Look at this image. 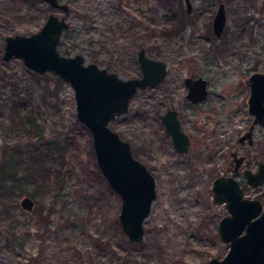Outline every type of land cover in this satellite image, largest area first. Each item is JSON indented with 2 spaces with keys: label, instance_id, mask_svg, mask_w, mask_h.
<instances>
[{
  "label": "rangeland",
  "instance_id": "374dc122",
  "mask_svg": "<svg viewBox=\"0 0 264 264\" xmlns=\"http://www.w3.org/2000/svg\"><path fill=\"white\" fill-rule=\"evenodd\" d=\"M60 1L68 4V25L57 43L60 52H81L85 61L121 76L140 74L135 59L139 46L166 61L167 80L137 89L128 109L109 120L148 164L158 162L162 131L156 111L159 98L168 101L166 95L172 93L170 72L177 63L182 72L188 62L225 68L212 81L226 103L218 118L233 112V100L239 101L232 96L244 69L252 64L264 68V0H223L226 21L219 36L211 24L217 0H192L190 13L179 0L184 12L179 28L170 26L169 9L158 0ZM49 11L63 12L44 0H0V171L13 149L23 147L26 155L23 142L36 130L56 140L49 190L39 191L20 170L18 179L8 180L10 188H0V264H201L212 255L222 256L228 242L219 237L217 221L228 210L213 199L210 181L194 175L166 180L151 168L156 194L143 219V241L127 239L118 221L120 197L97 164L91 132L76 115L70 83H56L53 71H35L18 54L1 57L5 34L37 30ZM13 92L24 109L31 108V119L19 129L9 125L3 108V98ZM239 117L235 114L229 124H237ZM200 134L208 139L205 131ZM24 193L34 197L31 211L19 204ZM245 193L264 202V181L246 185Z\"/></svg>",
  "mask_w": 264,
  "mask_h": 264
},
{
  "label": "water",
  "instance_id": "95a60500",
  "mask_svg": "<svg viewBox=\"0 0 264 264\" xmlns=\"http://www.w3.org/2000/svg\"><path fill=\"white\" fill-rule=\"evenodd\" d=\"M62 13L49 11L42 25L30 33H7L1 57L21 56L23 62L40 73L51 70L67 80L74 90L76 115L90 130L97 164L110 187L120 197L118 221L129 241H143V219L149 213L156 194L155 177L146 164L134 156L129 142L109 124L116 114L127 110L129 97L137 87L155 84L165 73L166 61L153 57L140 46L137 57L140 75L123 77L115 70L85 61L81 52L59 51L58 39L68 21V4L60 0H44ZM190 13L192 0H183ZM226 10L218 0L212 17V29L219 35L225 25ZM251 87L249 109L254 121L264 118V71L248 77ZM166 131L173 136H185L176 117L168 110L162 114ZM237 162H239L237 160ZM247 181L259 184L264 180V161L255 171L245 170ZM213 198L224 202L228 212L217 221V231L228 249L222 256L212 255L201 264H264V202L257 196H247L233 176H218L213 182ZM19 204L25 211L34 207V197L24 193Z\"/></svg>",
  "mask_w": 264,
  "mask_h": 264
},
{
  "label": "flooded vegetation",
  "instance_id": "af4514ba",
  "mask_svg": "<svg viewBox=\"0 0 264 264\" xmlns=\"http://www.w3.org/2000/svg\"><path fill=\"white\" fill-rule=\"evenodd\" d=\"M214 34L217 35L215 32ZM138 48L135 59L139 64ZM111 52L112 62H114L116 56L114 51ZM178 64L180 63L175 66L176 71L170 72L172 93L166 95L168 101L163 98H159L158 101L156 114L162 131L156 148L158 162H150V165L154 164L150 167L145 160L136 154L132 142L119 134L129 142L133 155L143 161L151 172V168L157 171L158 177L175 181L182 177L194 175L198 179H206L210 181L213 196L214 179L218 176H233L246 195V185L254 187L262 182L252 184L247 181L244 171L247 169L255 171L259 167V162L264 161V130L262 128L264 118L262 122L253 120L254 113L250 111L248 103V96L251 91L248 77L252 72L264 71V68L252 64L244 69L239 77L241 86L237 93L232 96L239 101L233 100L235 103L233 112L222 117L219 115L218 118V114L226 103L222 95L223 91L212 89V81L214 76L223 74L225 68L210 67V64L203 62H188L185 63L187 72H182L183 67ZM168 73L169 69L166 63L163 78L155 84L168 78ZM155 84H147L144 87ZM144 87H137L136 90ZM168 110H171L176 117L184 137L183 135L181 137L173 136L171 132L166 131L162 114ZM237 113L240 114L237 124H229L234 121L233 116ZM201 130L207 133L208 139L200 134Z\"/></svg>",
  "mask_w": 264,
  "mask_h": 264
},
{
  "label": "trees",
  "instance_id": "16d2710c",
  "mask_svg": "<svg viewBox=\"0 0 264 264\" xmlns=\"http://www.w3.org/2000/svg\"><path fill=\"white\" fill-rule=\"evenodd\" d=\"M163 6L169 9L167 16L170 26L173 28H179L180 24L183 23L184 12L179 4V0H158ZM49 72L45 75L48 77ZM51 75V74H50ZM63 78L55 73L54 80L59 83ZM17 91V90H16ZM18 93L13 92L12 95L3 98V108L8 111V123L13 125L17 129L20 128L22 124L31 119L29 111L31 108H27L20 99H18ZM34 126V124H32ZM35 127V126H34ZM53 142L55 139L51 137L44 136L41 131L36 130L35 136L28 135L25 142H23L26 155L22 152V149L18 151L13 149L9 153L10 157L5 158L4 168L0 171V188L7 189L10 188L8 180H15L19 177L17 171H22L23 179L26 181H33L36 183L38 190L45 192L49 190L52 182V157L53 153ZM55 148V147H54ZM8 155V156H9ZM47 223V219H45Z\"/></svg>",
  "mask_w": 264,
  "mask_h": 264
}]
</instances>
